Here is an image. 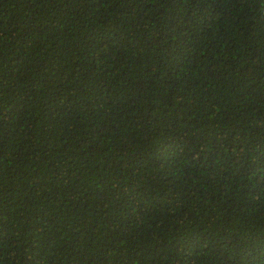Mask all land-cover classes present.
<instances>
[{"label":"trees","instance_id":"trees-1","mask_svg":"<svg viewBox=\"0 0 264 264\" xmlns=\"http://www.w3.org/2000/svg\"><path fill=\"white\" fill-rule=\"evenodd\" d=\"M0 264H264V0H0Z\"/></svg>","mask_w":264,"mask_h":264}]
</instances>
